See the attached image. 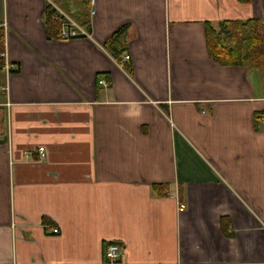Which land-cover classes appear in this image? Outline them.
<instances>
[{"label": "crops", "instance_id": "1", "mask_svg": "<svg viewBox=\"0 0 264 264\" xmlns=\"http://www.w3.org/2000/svg\"><path fill=\"white\" fill-rule=\"evenodd\" d=\"M47 2L91 38L49 39ZM247 19L264 0H0V264H264L263 80L205 40Z\"/></svg>", "mask_w": 264, "mask_h": 264}, {"label": "trees", "instance_id": "2", "mask_svg": "<svg viewBox=\"0 0 264 264\" xmlns=\"http://www.w3.org/2000/svg\"><path fill=\"white\" fill-rule=\"evenodd\" d=\"M239 1L245 4L250 0ZM56 17L53 6L47 4L44 10V21L49 39L57 38L60 31V21L56 20ZM81 27L88 31V22L83 23ZM205 40L207 55L211 61L222 67L255 70L261 75L264 86V25L261 21L247 19L223 21L216 25L206 23ZM2 44L0 33V55L4 52ZM2 65L3 59L0 58V67ZM260 118L262 116H257V119ZM222 226H226V220H223Z\"/></svg>", "mask_w": 264, "mask_h": 264}, {"label": "built area", "instance_id": "3", "mask_svg": "<svg viewBox=\"0 0 264 264\" xmlns=\"http://www.w3.org/2000/svg\"><path fill=\"white\" fill-rule=\"evenodd\" d=\"M93 1V0H92ZM47 4H50L53 6V8L56 11L57 17L56 20L60 21V31L58 32L57 38L62 41H69L79 38H86L90 39V34L87 33V31L82 28L78 23H76L70 16L62 12L60 9H58L54 4H51L50 2H47ZM93 14V12H92ZM0 33L2 37V47L4 48V52L0 55V58L3 59V65L0 67L5 72L6 78L9 76L10 73L15 72L17 70V67L14 64H10L7 61H4L5 59V38L7 35V26L5 21L0 23ZM124 61L129 60V56L125 55L123 58ZM100 84L105 85L104 82H100ZM9 90V87L7 83L5 84L3 88V92L7 95ZM38 153L40 157H44L43 149H39ZM58 230H53V233H57ZM122 257V250L119 248V246L115 243L109 244L104 252V258L107 264H117L121 261Z\"/></svg>", "mask_w": 264, "mask_h": 264}, {"label": "rangeland", "instance_id": "4", "mask_svg": "<svg viewBox=\"0 0 264 264\" xmlns=\"http://www.w3.org/2000/svg\"><path fill=\"white\" fill-rule=\"evenodd\" d=\"M254 74H256L258 76L259 80L261 81L260 75L258 73H255V72H254Z\"/></svg>", "mask_w": 264, "mask_h": 264}]
</instances>
